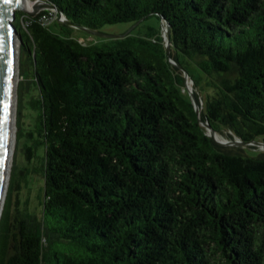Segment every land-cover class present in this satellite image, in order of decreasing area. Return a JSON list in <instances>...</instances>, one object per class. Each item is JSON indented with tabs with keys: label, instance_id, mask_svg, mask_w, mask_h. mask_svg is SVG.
<instances>
[{
	"label": "trees",
	"instance_id": "1",
	"mask_svg": "<svg viewBox=\"0 0 264 264\" xmlns=\"http://www.w3.org/2000/svg\"><path fill=\"white\" fill-rule=\"evenodd\" d=\"M47 1L76 26L140 30L89 41L15 12L43 184L11 210L10 177L0 264H264V151L200 123L264 142V0Z\"/></svg>",
	"mask_w": 264,
	"mask_h": 264
},
{
	"label": "rangeland",
	"instance_id": "2",
	"mask_svg": "<svg viewBox=\"0 0 264 264\" xmlns=\"http://www.w3.org/2000/svg\"><path fill=\"white\" fill-rule=\"evenodd\" d=\"M31 2H38L39 0H30ZM40 11V10H39ZM145 23L153 24V20H148ZM24 24V23H23ZM54 29H59V23L53 25ZM140 30V24L137 23H116L109 24L100 27L97 32L99 34L93 35L84 30L76 29L73 31L75 37H82L86 40H98L104 41L108 38H118L127 33H137ZM103 34L107 36H102ZM91 36V37H90ZM81 39V40H83ZM21 45V44H20ZM173 64L176 63L171 60ZM22 75V76H21ZM188 79V78H187ZM32 80V66L27 63L23 66L22 71L20 67V46H19V66H18V81L16 85V102H15V137L14 146L12 151L11 167L9 172V180L7 185V192L10 183V177L12 176V187L10 193V201L12 204L11 210H14V202L19 194V198H24L28 192L32 200V208L35 207L37 199L41 197L40 188L43 184V179L40 174L41 157L44 154L43 146L37 144L36 134L32 130L33 116L35 110L31 106L32 96L35 94V86L31 82ZM191 81V87L185 85L186 89L196 91L193 80ZM20 83V84H19ZM189 84V85H190ZM19 85V86H18ZM200 85V84H199ZM197 92H199L197 90ZM201 109V102L199 101L198 110ZM228 133V132H226ZM220 134L229 142L236 141L239 145H230L232 147H256L257 150L264 151V147L261 145H255L253 143L243 145L236 137L229 138L227 134ZM229 134V133H228ZM254 149V148H251ZM248 154H255L253 151H249ZM17 184L20 188L17 190ZM29 189V191H28ZM6 192V196H7ZM6 199V197H5ZM5 203V201H4ZM34 209V208H33Z\"/></svg>",
	"mask_w": 264,
	"mask_h": 264
},
{
	"label": "water",
	"instance_id": "3",
	"mask_svg": "<svg viewBox=\"0 0 264 264\" xmlns=\"http://www.w3.org/2000/svg\"><path fill=\"white\" fill-rule=\"evenodd\" d=\"M39 10H47L55 12L59 19L58 21L61 23H65L69 26L76 27L78 29L84 30L90 34L96 35L99 34L96 30L87 29L81 26H76L70 23L66 18L62 15V13L56 9L51 3L47 0H40L38 4L35 5V9L33 11H27L21 6V0L18 3L17 0H11L10 3H4L3 0H0V44L4 45V51H0V217L4 206V201L6 197L4 186L5 183V173H6V155H7V147L9 140V132L11 128L12 121V109H13V101L14 96H16V88H14V49L17 44V51L19 53V46L21 44V37L19 36L16 27L13 24L15 20V12L22 11L28 16L34 17ZM162 32L165 40V47L168 57L170 56V28L168 23L162 22ZM11 32V37L8 36V33ZM128 34V33H127ZM105 36L103 34H100ZM126 35V34H125ZM123 35V36H125ZM121 36V37H123ZM107 38V36H105ZM11 43V55L8 54L7 45ZM9 59L12 60V64L9 65ZM9 67L11 71H9ZM179 69H182L180 65H178ZM185 85L186 79L189 78V75L186 71L183 70ZM187 91L192 98L194 108L197 114H199L198 103L194 97V94L189 88ZM7 106V107H6ZM201 125L204 126L207 130V135L218 145L222 146H230V145H239V142L232 141L229 142L226 139L224 141H219L215 138V133L209 124L206 121H200ZM241 142V141H240ZM243 145L253 143L255 145H261L264 147V142L253 141L250 143L241 142Z\"/></svg>",
	"mask_w": 264,
	"mask_h": 264
},
{
	"label": "bare ground",
	"instance_id": "4",
	"mask_svg": "<svg viewBox=\"0 0 264 264\" xmlns=\"http://www.w3.org/2000/svg\"><path fill=\"white\" fill-rule=\"evenodd\" d=\"M38 2H31L30 0H21V6L27 10V11H33L35 9V5L38 4ZM17 44L14 49V88H16L17 81H18V66H19V53L17 51ZM188 81V83H187ZM186 83L188 87H191V81H189V78L186 79ZM190 84V85H189ZM15 102H16V97L14 96V101H13V109H12V121H11V128L9 132V140H8V147H7V155H6V173H5V183L4 186L6 187L5 193L7 192V185H8V180H9V172H10V167H11V159H12V151H13V146H14V137H15ZM215 138L219 141H224L225 138L221 136L219 133H215ZM229 141V140H228Z\"/></svg>",
	"mask_w": 264,
	"mask_h": 264
},
{
	"label": "snow or ice",
	"instance_id": "5",
	"mask_svg": "<svg viewBox=\"0 0 264 264\" xmlns=\"http://www.w3.org/2000/svg\"><path fill=\"white\" fill-rule=\"evenodd\" d=\"M4 3H10L11 0H3ZM17 2L19 3L20 0H17ZM12 33L9 32L8 33V36L11 37ZM4 45L3 44H0V51H4ZM7 51H8V54L11 55V43L9 42L8 45H7ZM8 64L11 65L12 64V60L9 59L8 61ZM9 71H11V68L9 67ZM7 107V106H6Z\"/></svg>",
	"mask_w": 264,
	"mask_h": 264
},
{
	"label": "built area",
	"instance_id": "6",
	"mask_svg": "<svg viewBox=\"0 0 264 264\" xmlns=\"http://www.w3.org/2000/svg\"><path fill=\"white\" fill-rule=\"evenodd\" d=\"M45 11H47V10H45ZM42 19L46 23H49V22L53 21L54 19H57L58 20L59 17H58V15L55 12H53V11H47V15H43L42 16Z\"/></svg>",
	"mask_w": 264,
	"mask_h": 264
}]
</instances>
